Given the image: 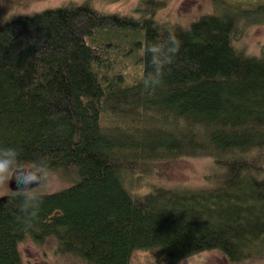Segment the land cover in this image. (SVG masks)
<instances>
[{
    "label": "trees",
    "instance_id": "obj_1",
    "mask_svg": "<svg viewBox=\"0 0 264 264\" xmlns=\"http://www.w3.org/2000/svg\"><path fill=\"white\" fill-rule=\"evenodd\" d=\"M212 1L186 25L155 18L163 0H140L138 16L85 1L0 20V148L71 175L0 199V264H22L26 237L85 264L135 250L155 264L210 249L264 259V51L234 43L264 3ZM180 157L211 159L205 184L136 189Z\"/></svg>",
    "mask_w": 264,
    "mask_h": 264
},
{
    "label": "rangeland",
    "instance_id": "obj_2",
    "mask_svg": "<svg viewBox=\"0 0 264 264\" xmlns=\"http://www.w3.org/2000/svg\"><path fill=\"white\" fill-rule=\"evenodd\" d=\"M89 1L95 8L105 13H119L139 15L134 12L140 0H0V20H9L17 15L33 14L46 8L65 5L70 2L81 3ZM165 5L157 9L155 18L167 23L188 24L191 20L204 13H213L217 9L212 0H163ZM223 3L239 4L241 8H250L256 2L264 0H224ZM218 11V10H217ZM262 17V16H260ZM235 45L251 54H260L264 51V22L248 24L240 38L234 41ZM212 161L207 157H180L169 161L154 164L153 172L144 175L136 181V189L146 191L150 184L172 185H203L205 174L210 169ZM71 175L63 170H53L46 187L42 192H51L68 186ZM9 184L0 185V199L10 192ZM22 264H85L77 257L62 255L56 251L53 238L43 242H36L26 237L20 244ZM264 264V259L230 263L225 255L217 250H201L189 257H185L178 264ZM130 264H155L153 256L147 250H135L132 253Z\"/></svg>",
    "mask_w": 264,
    "mask_h": 264
},
{
    "label": "clouds",
    "instance_id": "obj_3",
    "mask_svg": "<svg viewBox=\"0 0 264 264\" xmlns=\"http://www.w3.org/2000/svg\"><path fill=\"white\" fill-rule=\"evenodd\" d=\"M173 52L178 50V42L171 38ZM154 45H150L152 56ZM51 172L43 158H38L25 165L20 161V153L15 148H0V185L9 184L15 180L18 189L16 194L23 200H32L33 193L46 187ZM33 185H36L35 187ZM35 216L36 213H32ZM184 264V261H181Z\"/></svg>",
    "mask_w": 264,
    "mask_h": 264
},
{
    "label": "water",
    "instance_id": "obj_4",
    "mask_svg": "<svg viewBox=\"0 0 264 264\" xmlns=\"http://www.w3.org/2000/svg\"><path fill=\"white\" fill-rule=\"evenodd\" d=\"M33 186L35 187L36 185H33ZM9 188L11 191L15 192L18 189L17 182L15 180L11 181L9 183Z\"/></svg>",
    "mask_w": 264,
    "mask_h": 264
}]
</instances>
